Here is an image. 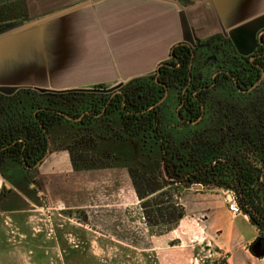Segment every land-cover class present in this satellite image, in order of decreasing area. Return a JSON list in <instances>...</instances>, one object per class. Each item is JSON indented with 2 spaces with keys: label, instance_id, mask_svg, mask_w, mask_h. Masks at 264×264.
I'll use <instances>...</instances> for the list:
<instances>
[{
  "label": "trees",
  "instance_id": "1",
  "mask_svg": "<svg viewBox=\"0 0 264 264\" xmlns=\"http://www.w3.org/2000/svg\"><path fill=\"white\" fill-rule=\"evenodd\" d=\"M25 14L22 5L0 1V33L23 22ZM179 45L170 57L182 49ZM186 74L182 62L176 83L183 85ZM259 78L256 73L249 87ZM91 88L108 89L103 84ZM117 90L0 93L3 176L4 159L35 165L49 146L68 152L74 170L124 166L154 235L172 230L184 216L183 189L194 184L223 189L258 229L250 253L264 257V78L244 94L225 85L209 96L204 117L185 127L171 125L177 118L174 99L162 102L158 117L161 97L154 72L133 77ZM120 144L121 153L115 151Z\"/></svg>",
  "mask_w": 264,
  "mask_h": 264
},
{
  "label": "crops",
  "instance_id": "2",
  "mask_svg": "<svg viewBox=\"0 0 264 264\" xmlns=\"http://www.w3.org/2000/svg\"><path fill=\"white\" fill-rule=\"evenodd\" d=\"M14 4L22 5L30 16L38 11L30 21L39 22L0 39V86L54 91L97 84L114 87L153 73L184 41L180 13L192 39L226 36L230 29L264 14V0H20ZM54 153L41 164L48 156L47 164L57 167ZM64 153L70 163L68 152ZM5 179L0 171V187ZM227 198L223 189L202 193L183 189L179 202L184 216L176 227L159 235L150 233L140 212L151 250L165 255L159 263L217 264L221 255L224 264H264V257H255L248 248L258 229L246 214H232Z\"/></svg>",
  "mask_w": 264,
  "mask_h": 264
},
{
  "label": "rangeland",
  "instance_id": "3",
  "mask_svg": "<svg viewBox=\"0 0 264 264\" xmlns=\"http://www.w3.org/2000/svg\"><path fill=\"white\" fill-rule=\"evenodd\" d=\"M33 13L24 22L40 14ZM53 151L57 167L48 156L33 171L3 165L0 264H160L165 255L151 250L127 169L74 170L64 151ZM196 185L189 188L217 190ZM217 262L224 263L221 255Z\"/></svg>",
  "mask_w": 264,
  "mask_h": 264
},
{
  "label": "flooded vegetation",
  "instance_id": "4",
  "mask_svg": "<svg viewBox=\"0 0 264 264\" xmlns=\"http://www.w3.org/2000/svg\"><path fill=\"white\" fill-rule=\"evenodd\" d=\"M261 28L257 34V46L248 55H240L228 36L215 34L206 39L181 41V50L169 56L163 65L154 70L157 92L161 99L157 105L158 117H161L162 102L168 98L174 99L177 118L171 125L185 127L198 123L206 113L207 101L213 93L220 92L229 86L240 94L253 89L264 78V31ZM260 34V40H258ZM186 63L187 74L183 85L177 84V70L181 63ZM258 73L260 78L254 87H249L251 80ZM250 80V82H249ZM259 80V81H258ZM251 88V89H250ZM170 125V124H168ZM6 147L0 149L4 150ZM50 152L52 149L50 148ZM49 152V153H50ZM34 158H38L36 152ZM44 160V159H43ZM28 165L24 170L33 171L41 165ZM9 162L4 159L2 165ZM4 174L6 172L2 166ZM195 185V184H194Z\"/></svg>",
  "mask_w": 264,
  "mask_h": 264
},
{
  "label": "water",
  "instance_id": "5",
  "mask_svg": "<svg viewBox=\"0 0 264 264\" xmlns=\"http://www.w3.org/2000/svg\"><path fill=\"white\" fill-rule=\"evenodd\" d=\"M180 20L182 24V28L184 30V41H192V38L190 37L189 31L186 26V21L183 17V15L180 13ZM39 22L38 20L35 21H25L20 24H17L15 26H12L5 31L0 33V39L7 37L8 35H11L13 33H16L18 31L24 30L28 28L29 26L33 25L34 23ZM261 28H264V14L259 15L257 17H254L244 23H241L237 25L236 27L230 29L226 32V36L230 39V41L233 43L236 51L240 55H248L250 54L254 48L257 46V38H256V31L260 30ZM264 31V29L261 31V33ZM258 40H260V34L258 37ZM180 43H177L178 45ZM164 63H160L156 69L159 68V66L163 65ZM264 75V72H262V76ZM257 84V83H256ZM256 84H254L252 87H254ZM122 84L116 85L114 87H110L108 89H93V88H82V89H67V90H49V89H41V88H33L35 90H38L40 92H46V91H52V92H63V91H70V90H80V91H95V92H111L113 93L119 92L118 87H120ZM20 88H27V87H8V86H0V93L2 94H11L15 92L16 90ZM251 89V88H250ZM50 152V146L47 149V152L45 154L48 155ZM45 156L42 158V160L45 158ZM41 160L37 163L39 164ZM7 187V185L5 184ZM197 187V186H195Z\"/></svg>",
  "mask_w": 264,
  "mask_h": 264
},
{
  "label": "built area",
  "instance_id": "6",
  "mask_svg": "<svg viewBox=\"0 0 264 264\" xmlns=\"http://www.w3.org/2000/svg\"><path fill=\"white\" fill-rule=\"evenodd\" d=\"M196 185V184H195ZM197 187H202L203 185L201 184H197L196 185ZM229 192V191H228ZM231 193V192H229ZM232 194V193H231ZM227 208L228 210L232 213V214H241L243 213L242 212V209L240 207V205L238 204V202L236 201V199L234 198L233 194L230 195L228 194V198H227Z\"/></svg>",
  "mask_w": 264,
  "mask_h": 264
}]
</instances>
